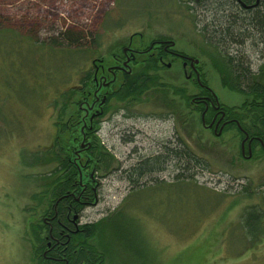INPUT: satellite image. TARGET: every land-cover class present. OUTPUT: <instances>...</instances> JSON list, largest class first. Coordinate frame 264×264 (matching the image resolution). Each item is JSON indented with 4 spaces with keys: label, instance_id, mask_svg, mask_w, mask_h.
<instances>
[{
    "label": "rangeland",
    "instance_id": "obj_1",
    "mask_svg": "<svg viewBox=\"0 0 264 264\" xmlns=\"http://www.w3.org/2000/svg\"><path fill=\"white\" fill-rule=\"evenodd\" d=\"M224 5L232 1L0 0V264H46L45 221L64 194L87 202L70 213L85 232L93 223L83 240L102 253L96 264H264L260 145L245 156L237 127H206L189 97L195 76L169 55L137 99L112 95L167 39L199 59L222 104L252 98L225 86L203 47ZM65 30L83 38L70 43ZM235 40L256 69L264 46ZM178 152L190 169H177ZM158 157L161 168L134 175ZM250 208L262 213L256 237L244 223Z\"/></svg>",
    "mask_w": 264,
    "mask_h": 264
},
{
    "label": "trees",
    "instance_id": "obj_2",
    "mask_svg": "<svg viewBox=\"0 0 264 264\" xmlns=\"http://www.w3.org/2000/svg\"><path fill=\"white\" fill-rule=\"evenodd\" d=\"M224 8L225 9L221 10V13L224 12L221 15L223 17V22L218 28L215 27L212 34L206 37L209 38V40H205L206 44L201 43L203 44L204 50L211 58L214 59L224 73L225 83L237 92L252 96L250 99H245L240 106H225L222 104L223 108L226 110L227 114L230 115V117H236L245 129L249 130L250 134L258 135L264 140V83L262 82V77L264 76V53H262V61L257 68L254 69L249 59L245 57L244 53L240 51L239 48L236 52H233V46H231L233 45V41L237 39L238 36L244 39L248 37L253 38V41L264 46V9L256 8L250 12L245 10L237 11L236 9L233 11L234 8H238L233 4L232 6L224 5ZM226 11L228 12L226 13ZM220 31L222 32L221 36L216 38V35ZM62 37L68 39L70 43H77L80 41L79 39L83 38L82 34L79 35L70 30H65L62 33ZM143 60L145 66L141 70H137L136 72H124L122 81L112 95L117 96L120 100L137 99L140 93L148 90L155 84V75L151 74L152 72L150 71L160 69L161 66L158 63V56L151 55ZM90 77V73H87L86 78H82V82L85 84H87V82L89 83L91 80ZM203 89L211 94V92L208 89H205V87H203ZM245 108H248L254 116L251 114L244 116L242 113L239 114L237 112L242 111V109ZM210 110L214 111L213 106H210ZM201 111H205L206 115L209 116V119L212 117L210 116L212 112L207 113L208 110H205V105L203 104H201ZM245 122L247 124L249 123L251 127L250 129L252 130L246 128L247 124ZM231 126H235L239 129L234 122L228 124L226 128H230ZM186 156H189L187 152H184L183 154L178 152V154L176 153L174 155V159L177 160V169H190V164L188 163L189 160ZM161 158L163 159V157ZM162 159L159 157L158 159H149L136 170L134 175L137 177L139 173L143 175L145 173L147 174V172L149 173L150 171H156V167L161 168L159 164H161ZM67 165V159H65L61 168L65 169L67 168ZM65 186H67V183L61 184L60 189H65ZM261 220L262 213H260L256 208L248 209L244 215L245 227L251 234H255V237L260 232V228H257V226L261 223ZM91 230H93V223L89 232L79 231L80 237H77L76 240L79 239L80 254L78 255V261L73 262V264H81L83 259L89 258L96 259L98 262L102 261V253L92 244L83 240V238L91 235ZM71 248L73 249L74 247Z\"/></svg>",
    "mask_w": 264,
    "mask_h": 264
},
{
    "label": "flooded vegetation",
    "instance_id": "obj_3",
    "mask_svg": "<svg viewBox=\"0 0 264 264\" xmlns=\"http://www.w3.org/2000/svg\"><path fill=\"white\" fill-rule=\"evenodd\" d=\"M230 1H232L233 5L238 7L234 8L233 11H235L236 9L237 11L245 10L250 12L252 10H255L256 8L264 9V0ZM223 9H225L224 6ZM156 45V50L160 51L158 56V63L160 65L167 64L169 66L171 64V62L165 63L162 60L164 55H169L171 56L172 60H181L184 72L188 71V69L190 70L188 71V78L192 79L193 75L195 76L199 90L196 94L189 95V97H191L193 103H196L198 105H205V110H208L207 113L212 112V114H210V116L212 117L209 119V116L206 115V112L202 111V122L203 124H205L206 127L213 128L214 131L216 129L222 130L223 132L228 124L234 122L244 135V143L242 145V150L244 151L243 154L245 156L247 153L246 151H248V154L251 151V155H253L254 150L257 148H255V144H257L256 142H258L260 147L264 150V140L262 138H260L258 135L250 134L249 130L245 129V127L236 117H230V115L227 114L226 110L223 108L224 104L222 105V102L219 101V98L216 93L213 91L211 86L208 85L207 81L202 76L204 73L202 71L200 61L195 62L193 60L197 59L196 57L191 56L182 50H176L173 42L167 39L157 40ZM141 52H143V50H141ZM125 72L130 71L125 70ZM225 86L233 90L230 86ZM203 87H205V89H208L211 94L208 91L204 90ZM210 106H213L214 111L210 110ZM73 172L75 171H72L71 173ZM72 184H75L74 180ZM67 187L65 189H72L70 187ZM73 189H76V187L74 186ZM64 196H67V194L61 196L66 201L55 204V206L53 207V212L49 217V220L45 221L49 224L47 234L45 235V238L47 239V244L46 248L43 251V259L46 264H73V262L78 261V255L80 254V246L79 239H76L77 237H80L79 231H87V229H89L87 228V226H85L84 228H80L79 226H77V219L80 216L79 212L76 213L77 215L74 216L75 218H72V212L70 213V211L72 210L77 211L78 205H83L87 202L85 200L78 199L77 197L66 198ZM71 224H73V227L71 226ZM71 247L74 248L72 249ZM81 264H96V259H83Z\"/></svg>",
    "mask_w": 264,
    "mask_h": 264
},
{
    "label": "water",
    "instance_id": "obj_4",
    "mask_svg": "<svg viewBox=\"0 0 264 264\" xmlns=\"http://www.w3.org/2000/svg\"><path fill=\"white\" fill-rule=\"evenodd\" d=\"M195 62H198L199 61V59L197 58V59H193ZM220 132H221V130H220ZM244 152V151H243ZM249 156H251V151H250V153H249Z\"/></svg>",
    "mask_w": 264,
    "mask_h": 264
}]
</instances>
